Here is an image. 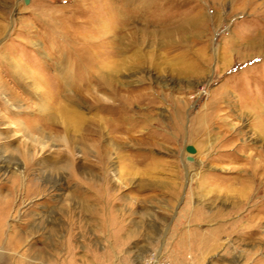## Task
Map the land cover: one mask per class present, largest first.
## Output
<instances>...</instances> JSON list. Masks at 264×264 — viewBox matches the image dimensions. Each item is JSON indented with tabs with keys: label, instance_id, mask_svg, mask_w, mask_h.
I'll use <instances>...</instances> for the list:
<instances>
[{
	"label": "rangeland",
	"instance_id": "374dc122",
	"mask_svg": "<svg viewBox=\"0 0 264 264\" xmlns=\"http://www.w3.org/2000/svg\"><path fill=\"white\" fill-rule=\"evenodd\" d=\"M263 196L264 0H0V264H264Z\"/></svg>",
	"mask_w": 264,
	"mask_h": 264
},
{
	"label": "bare ground",
	"instance_id": "6f19581e",
	"mask_svg": "<svg viewBox=\"0 0 264 264\" xmlns=\"http://www.w3.org/2000/svg\"><path fill=\"white\" fill-rule=\"evenodd\" d=\"M111 17V16H110ZM109 17V19H110ZM113 20V19H112ZM111 21V20H110ZM110 23V22H109ZM99 32V31H97ZM81 59V58H80ZM84 65V63H83ZM83 68V67H82ZM93 68V67H92ZM96 69V68H95ZM99 72V71H98ZM64 74V73H63ZM102 75V74H101ZM104 75V74H103ZM103 79V78H102ZM70 83V82H69ZM111 83V82H110ZM109 84V82H108ZM107 84V85H108ZM87 87V86H86ZM90 88V87H89ZM72 89V88H71ZM109 89V88H108ZM112 89V88H111ZM87 90V89H86ZM114 90V89H113ZM119 96V95H118ZM94 101V100H93ZM96 101V100H95ZM103 107V106H102ZM56 110L59 111L60 118L62 121H64V128L63 130L65 132L69 131H76L75 128H72V125L76 124L77 122L79 123L82 121L84 117L80 113L75 112L74 110H70L67 108H63L61 106L56 107ZM85 121V120H84ZM90 121V120H89ZM91 123V122H90ZM83 124V121H82ZM75 126V125H74ZM77 126V125H76ZM79 126V125H78ZM84 126V125H83ZM82 126V127H83ZM79 128V127H78ZM88 130V129H87ZM86 130V131H87ZM80 131V130H79ZM77 132V131H76ZM84 132V131H82ZM86 133H89L88 131ZM82 134V133H81ZM90 134V133H89ZM88 134V135H89ZM86 136V135H85ZM104 152V151H103ZM44 163V162H43ZM264 197V196H263ZM6 218H7V207L1 208L0 210V249L3 250H8V249H13L17 248L21 245L22 243V236L19 234L20 232H12V234H5L4 232V226L6 224ZM252 221H254L252 225V230L253 232L256 231V229H259L261 226L262 233L264 234V214H262L260 217H253ZM256 228V229H255ZM8 256V255H7ZM0 257H5L4 254H0ZM3 260V259H2ZM4 262V260H3Z\"/></svg>",
	"mask_w": 264,
	"mask_h": 264
},
{
	"label": "water",
	"instance_id": "95a60500",
	"mask_svg": "<svg viewBox=\"0 0 264 264\" xmlns=\"http://www.w3.org/2000/svg\"><path fill=\"white\" fill-rule=\"evenodd\" d=\"M28 1L29 0H24V3L28 4ZM185 151H186V153L191 154V155L196 153L195 148L193 146H191V145L186 146L185 147ZM187 160L188 161H192V158L191 157H187Z\"/></svg>",
	"mask_w": 264,
	"mask_h": 264
},
{
	"label": "built area",
	"instance_id": "2783aa9c",
	"mask_svg": "<svg viewBox=\"0 0 264 264\" xmlns=\"http://www.w3.org/2000/svg\"><path fill=\"white\" fill-rule=\"evenodd\" d=\"M147 264H157L156 258L150 259Z\"/></svg>",
	"mask_w": 264,
	"mask_h": 264
}]
</instances>
